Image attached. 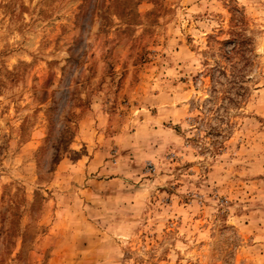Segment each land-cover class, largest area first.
Listing matches in <instances>:
<instances>
[{
	"label": "rangeland",
	"instance_id": "obj_1",
	"mask_svg": "<svg viewBox=\"0 0 264 264\" xmlns=\"http://www.w3.org/2000/svg\"><path fill=\"white\" fill-rule=\"evenodd\" d=\"M0 264H264V0H0Z\"/></svg>",
	"mask_w": 264,
	"mask_h": 264
}]
</instances>
